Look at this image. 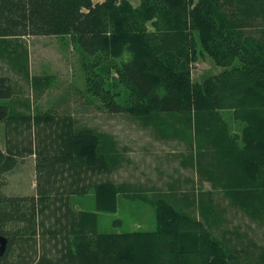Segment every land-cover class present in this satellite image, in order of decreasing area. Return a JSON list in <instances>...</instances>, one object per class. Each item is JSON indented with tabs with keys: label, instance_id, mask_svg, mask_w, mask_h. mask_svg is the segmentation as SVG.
Here are the masks:
<instances>
[{
	"label": "trees",
	"instance_id": "16d2710c",
	"mask_svg": "<svg viewBox=\"0 0 264 264\" xmlns=\"http://www.w3.org/2000/svg\"><path fill=\"white\" fill-rule=\"evenodd\" d=\"M144 1L150 4L149 8L153 7L154 0ZM117 2L0 0V41L8 43L10 37L28 35L70 34L91 57L106 58L110 51L116 54L130 51L131 59L101 73H91L86 67L90 89L107 108L118 111L119 88L108 74L111 68L117 69L119 81L135 96V105L130 111L136 116L166 119L167 124L177 130L179 124L189 129L196 126L195 152L184 163L196 166L202 178L206 171L210 178L215 174L212 165L203 164L205 155L210 153L207 143L218 145L219 139L212 137L213 133L224 134L229 129L220 109L232 110L234 118L246 123V134L249 137L258 134L264 145V0H240L237 14L226 13L213 5L204 12L210 31L202 34L201 27V42L207 53L225 69L213 76V81L203 83L191 82L187 61L176 60L178 55L189 62L196 57L191 44L197 38L188 31L185 0L176 4V20L166 16L167 28L160 32L155 44L149 41L144 22L137 28L133 26L139 10L131 11L128 4L118 5ZM83 7L88 10L84 11ZM193 13L192 10L190 15ZM154 15L150 13L148 18ZM9 57L13 64L21 60L27 62V57L21 53ZM105 79L113 85L111 88L104 87ZM13 95L10 77L0 75V100H10ZM0 121L5 122L8 137L7 152L0 151L1 180V173L12 170L19 157L37 155V194L29 197L30 208L15 207L27 197H5L0 193V233L9 239L0 264H181V261L225 264L228 261L223 247L204 221L186 215L165 197L158 204L156 230L98 235L106 244L76 238L77 230L86 234L94 232L95 229L86 224L91 219L95 221V215L85 213L90 218L84 219L80 228L78 214L71 207L72 195L86 194L92 188L96 191L98 210L112 211L117 208L119 193L126 192L125 183L115 184L102 178L117 169L121 162L116 140L99 130L78 126L69 114L56 117L18 111L8 113L1 102ZM47 126L55 134L53 150L43 138L34 143L36 134L40 135L37 129L42 127L43 131H48ZM24 131L28 132V144H21L18 137ZM247 151L246 172L248 165L256 162L251 159L250 149ZM256 163L264 165V162ZM229 191L234 207L252 217L264 211L262 193L255 188L236 185ZM170 244L175 251L164 250ZM25 245H32L35 253L39 246L41 254L27 259ZM17 247H20L17 257L10 260L9 255Z\"/></svg>",
	"mask_w": 264,
	"mask_h": 264
},
{
	"label": "rangeland",
	"instance_id": "374dc122",
	"mask_svg": "<svg viewBox=\"0 0 264 264\" xmlns=\"http://www.w3.org/2000/svg\"><path fill=\"white\" fill-rule=\"evenodd\" d=\"M104 1L91 0L93 4ZM144 2L118 0L117 4H128L131 11L139 10L133 20V26L137 28L144 22L149 41L155 44L160 32L167 28L166 16L176 20L178 16L176 4L179 0H154L151 8L149 3ZM185 3L188 31L197 38V41L191 44V51L196 50V57L189 62L184 56L178 55L176 60L187 61L190 66L191 82L213 81V76L219 75L225 67L207 53L201 42V27L202 34L206 35L210 31L209 19L203 15L204 12L211 10V5L221 8L226 13L237 14L240 12L237 8L240 0H185ZM83 10L88 9L83 7ZM192 10L194 13L190 15ZM150 13L155 15L148 18ZM7 40L10 41L8 43L0 41V75L10 77L14 95L10 100L0 102L6 105L8 113L18 111L32 116L56 117L69 114L76 120L78 126H87L112 136L122 154L119 167L102 176L103 179L112 180L115 184L126 185V192L118 195L115 210H98L96 191L92 188L86 194L71 196V207L78 214L80 228L83 227L81 224L84 219L90 218L88 214L95 215V221L91 219L86 224V227L94 228V232L86 234L77 230L76 238H87L94 244L100 242L106 244L98 235L156 230L158 204L163 201L161 198L165 197L176 203L186 215L204 221L205 227L223 247V254L228 260L227 262L225 260V264L247 261L246 252L253 249L260 250L251 254L259 258L254 263L264 264V211L252 217L240 208H226L224 195L229 193L231 196L230 191L213 188L212 184L217 178L215 174L236 177L239 179L238 186L255 188L262 193L260 197L264 201V165L256 163L264 162L263 139L258 134L249 137L244 131L246 123L234 118L232 110H219L223 115V122L228 124L229 129L224 134L213 133L212 137L219 139L218 145L207 143L210 153L205 155L203 164L205 167L212 165L215 173L208 181L201 177L196 166L184 163L195 152L196 126L189 129L179 124L177 130L168 125L166 119L136 116L130 111L135 105V96L129 87L119 81L120 74L117 69L111 68L108 74L119 88L117 90L119 95L116 96L120 106L118 111L107 108L90 89L86 67L91 73H101L131 59L130 51L125 50L121 54L110 51L106 58L91 57L79 43L73 41L70 34L28 35L10 37ZM20 53L27 57V62L21 60L13 64L10 54ZM103 85L106 88L113 86L106 79ZM163 92L164 90H160V93ZM37 130L40 135L37 137L38 133L36 134L34 143L37 144L39 139L43 138L48 148L53 150L52 144L54 147L56 145L52 142L55 134L51 132V127L47 126L48 131H43L42 127ZM18 137L21 144H28L27 131L20 133ZM7 140L5 122L0 121V151L3 153L7 152ZM260 141L262 144L258 143ZM247 149H250L251 159L254 158L256 162L249 164L246 172L244 161L249 155ZM36 164L37 155L27 154L18 158L12 170L1 173L0 193L3 196L27 197V200H20L19 206L15 207L28 210L31 205L29 197L37 194ZM65 174L67 176L68 172ZM49 221L47 219V222ZM6 227L9 228L10 224L7 223ZM230 230H239L247 239L257 244H249L244 252L237 251L236 246L239 243L231 235ZM72 239L75 240L74 236ZM19 250L20 247L13 249L9 255L10 260L17 257ZM37 250L39 251L35 253L32 245H25L26 258H36V255L41 254L39 246ZM164 250L175 251V247L170 244L165 246ZM179 256L181 258V254ZM181 264L195 263L181 261Z\"/></svg>",
	"mask_w": 264,
	"mask_h": 264
},
{
	"label": "crops",
	"instance_id": "0c3cea01",
	"mask_svg": "<svg viewBox=\"0 0 264 264\" xmlns=\"http://www.w3.org/2000/svg\"><path fill=\"white\" fill-rule=\"evenodd\" d=\"M208 178H210V175L206 171V176L204 177V179L208 180V181L211 180V178L210 179H208ZM238 181H239V179L236 178V177L229 178V177H226V176L217 175V178L212 182V184H213V188H219V189H223V190H230L232 188V186H236L237 185ZM215 183H216V185H215ZM229 199H230V197L228 195H224V201L226 203V204L224 203V206L226 208L234 207L230 203ZM230 233L236 239V241L239 243V245L236 246V250L237 251L244 252V251H246L247 246L249 244L255 245V243H256L255 241L247 239L239 230H230ZM259 251L260 250L253 249V250H251L249 252H246L248 260L245 261V262L236 263V264H259V262L254 263V261L255 260H259V258L254 256V255H251V254H255V253L259 252ZM231 259H232V257H231Z\"/></svg>",
	"mask_w": 264,
	"mask_h": 264
},
{
	"label": "water",
	"instance_id": "95a60500",
	"mask_svg": "<svg viewBox=\"0 0 264 264\" xmlns=\"http://www.w3.org/2000/svg\"><path fill=\"white\" fill-rule=\"evenodd\" d=\"M8 243H9L8 237L0 233V257L6 254Z\"/></svg>",
	"mask_w": 264,
	"mask_h": 264
},
{
	"label": "bare ground",
	"instance_id": "6f19581e",
	"mask_svg": "<svg viewBox=\"0 0 264 264\" xmlns=\"http://www.w3.org/2000/svg\"><path fill=\"white\" fill-rule=\"evenodd\" d=\"M157 89V88H156ZM158 103V102H157ZM172 113V112H171ZM186 115V114H185ZM177 124V123H176ZM56 131V130H55ZM74 132V131H73ZM66 138V137H65ZM215 158V157H214ZM224 169V168H223ZM226 170V169H225ZM241 172V171H240Z\"/></svg>",
	"mask_w": 264,
	"mask_h": 264
}]
</instances>
